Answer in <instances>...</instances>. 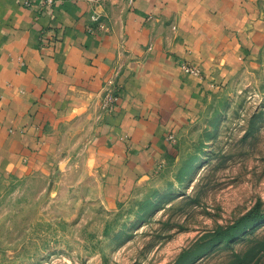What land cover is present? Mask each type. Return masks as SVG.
Listing matches in <instances>:
<instances>
[{
  "label": "crops",
  "instance_id": "obj_1",
  "mask_svg": "<svg viewBox=\"0 0 264 264\" xmlns=\"http://www.w3.org/2000/svg\"><path fill=\"white\" fill-rule=\"evenodd\" d=\"M23 1L0 0V178L54 169L78 148L107 185L133 182L264 42V0ZM98 13L104 27L89 34Z\"/></svg>",
  "mask_w": 264,
  "mask_h": 264
},
{
  "label": "rangeland",
  "instance_id": "obj_2",
  "mask_svg": "<svg viewBox=\"0 0 264 264\" xmlns=\"http://www.w3.org/2000/svg\"><path fill=\"white\" fill-rule=\"evenodd\" d=\"M167 142L121 186L78 148L1 177L0 264H264V42Z\"/></svg>",
  "mask_w": 264,
  "mask_h": 264
},
{
  "label": "built area",
  "instance_id": "obj_3",
  "mask_svg": "<svg viewBox=\"0 0 264 264\" xmlns=\"http://www.w3.org/2000/svg\"><path fill=\"white\" fill-rule=\"evenodd\" d=\"M38 1V3L40 4V8H43L45 10H51L53 5L60 0H36ZM73 1H85L89 4H91V6L93 7V9L95 8H103L104 7V3L106 0H73ZM23 3L29 7L34 6V2L33 0H24ZM104 27L103 25V21H102V15L101 13H98L96 15L92 16V21L87 24L86 26V30L89 34H94L97 31L102 30ZM181 70H183L184 72L188 73V74H192V75H198L199 74V70L186 63V62H181L179 64ZM118 91L114 90V91H106L104 92L103 96H102V101H101V109L104 112H111L115 105L118 102Z\"/></svg>",
  "mask_w": 264,
  "mask_h": 264
}]
</instances>
